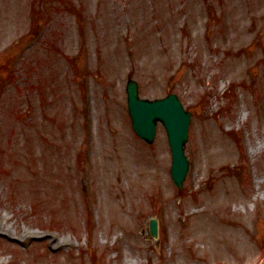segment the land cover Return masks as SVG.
I'll list each match as a JSON object with an SVG mask.
<instances>
[{"label": "rangeland", "instance_id": "rangeland-1", "mask_svg": "<svg viewBox=\"0 0 264 264\" xmlns=\"http://www.w3.org/2000/svg\"><path fill=\"white\" fill-rule=\"evenodd\" d=\"M130 77L194 115L181 189ZM0 264H264V0H0Z\"/></svg>", "mask_w": 264, "mask_h": 264}, {"label": "water", "instance_id": "water-1", "mask_svg": "<svg viewBox=\"0 0 264 264\" xmlns=\"http://www.w3.org/2000/svg\"><path fill=\"white\" fill-rule=\"evenodd\" d=\"M129 107L134 124L139 133L152 142L155 136L156 121L162 120L167 127L174 153L173 175L179 185L185 178L188 163L184 156L185 144L190 114L185 112L176 95H171L155 102L142 101L138 98V84L128 83ZM151 233L158 236L157 221H151Z\"/></svg>", "mask_w": 264, "mask_h": 264}, {"label": "bare ground", "instance_id": "bare-ground-1", "mask_svg": "<svg viewBox=\"0 0 264 264\" xmlns=\"http://www.w3.org/2000/svg\"><path fill=\"white\" fill-rule=\"evenodd\" d=\"M84 178V177H83ZM83 180V179H82Z\"/></svg>", "mask_w": 264, "mask_h": 264}]
</instances>
